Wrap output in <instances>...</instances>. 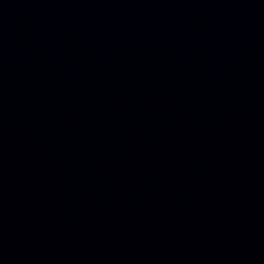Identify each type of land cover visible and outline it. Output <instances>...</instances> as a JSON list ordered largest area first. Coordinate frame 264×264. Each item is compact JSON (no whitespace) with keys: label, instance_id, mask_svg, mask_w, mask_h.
<instances>
[{"label":"water","instance_id":"95a60500","mask_svg":"<svg viewBox=\"0 0 264 264\" xmlns=\"http://www.w3.org/2000/svg\"><path fill=\"white\" fill-rule=\"evenodd\" d=\"M0 131L264 145V0H0Z\"/></svg>","mask_w":264,"mask_h":264}]
</instances>
